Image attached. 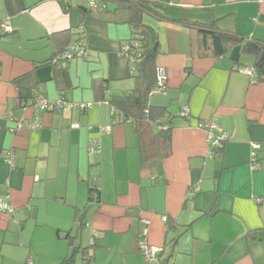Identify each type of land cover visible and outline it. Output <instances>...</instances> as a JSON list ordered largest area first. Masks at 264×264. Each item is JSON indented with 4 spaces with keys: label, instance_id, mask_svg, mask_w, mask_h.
<instances>
[{
    "label": "crops",
    "instance_id": "crops-1",
    "mask_svg": "<svg viewBox=\"0 0 264 264\" xmlns=\"http://www.w3.org/2000/svg\"><path fill=\"white\" fill-rule=\"evenodd\" d=\"M82 3L0 0V25L12 30L0 32V196L8 181L14 208V219L0 214V264L7 247L25 242L35 255L32 264H39L40 247L50 250L54 264H111L90 256L99 235L124 244L114 251L125 264H264V81L252 83L243 72L250 59L238 66L225 57L199 56L197 30L178 23L214 24L264 43V0L144 4L166 19L141 13L159 43L155 64L168 75L164 94L148 102L166 109L154 116L161 123L169 118L172 128L171 155L152 168L139 161L151 134L139 137L133 122L109 104L135 86L122 55L133 37L130 10L111 4L86 13ZM77 40L85 58L52 64L65 42ZM37 97L89 107L43 112L33 106ZM183 108L188 118L180 116ZM211 120L228 140L208 158L198 124ZM17 121L40 128L10 132ZM92 140L100 141V154L88 155ZM251 144L261 148L252 168ZM8 150L14 167L3 161ZM91 186L100 189L98 202L89 201ZM140 220L149 222L147 245L159 249L151 262L135 250ZM79 247L90 261L75 254Z\"/></svg>",
    "mask_w": 264,
    "mask_h": 264
},
{
    "label": "trees",
    "instance_id": "trees-1",
    "mask_svg": "<svg viewBox=\"0 0 264 264\" xmlns=\"http://www.w3.org/2000/svg\"><path fill=\"white\" fill-rule=\"evenodd\" d=\"M83 1L86 5H83L82 3L80 7L86 13H91L87 7V0ZM103 2L106 4V10L108 9L109 4H113L116 9L127 8L130 10L129 24L132 28L133 37L128 46L140 54V61L136 64L135 71L132 73L135 86L133 90H130L128 93L113 97L109 104L113 107L116 113L123 117L124 121L131 120L133 122L134 129L139 134V137L146 133L151 134V144L149 146L142 145L140 148L139 161L141 167L152 168L156 166V163L171 155L172 128L170 127L169 118L166 119L165 123L160 122L161 124L166 125L167 129H157L154 131L153 128L156 127L154 124L157 120L154 113L159 112L163 116L164 113H166V109H155L150 106L148 102L150 93L156 82V70L158 66L155 64V59L159 53V43L154 32L142 23L141 13L145 12L161 19L165 18L156 15L147 5H144L147 0H103ZM178 23L197 30V33L200 36L199 56L204 58L225 57L238 66L245 64L243 61L244 59H250L252 60L251 64L246 66L253 68L255 72L254 77L257 82L264 81V43L248 41L235 34L220 32L216 29L214 24H188L187 22L182 21H179ZM68 45L69 43L65 42L61 49L54 55L56 56L57 54L62 53ZM222 148L217 150L213 157H215ZM99 196V187L91 186L89 189V201L96 200L98 202ZM251 238L253 240L258 239L255 234L252 235ZM86 252V249L80 247L75 250V254L81 253L83 256H86ZM73 258L74 257L72 256L69 260L72 261ZM90 259L91 258H87V256L83 257L84 262H88Z\"/></svg>",
    "mask_w": 264,
    "mask_h": 264
},
{
    "label": "built area",
    "instance_id": "built-area-1",
    "mask_svg": "<svg viewBox=\"0 0 264 264\" xmlns=\"http://www.w3.org/2000/svg\"><path fill=\"white\" fill-rule=\"evenodd\" d=\"M136 1V0H131ZM258 2H262L263 0H257ZM87 7L91 11V13H100L106 10V4L103 0H87ZM0 32L11 33L12 30L6 24L0 25ZM122 55L126 58L130 65V72L133 73L135 71V66L140 61V54L135 50L131 49L129 46H126ZM87 56V50L82 41L77 40L71 44H69L66 49L57 54L53 60L52 64H59L60 62L68 63L76 59H83ZM243 72L250 77V81L254 83L255 80V72L253 68L246 67ZM167 71L163 67H158L156 70V82L153 90L150 93V96H158L164 94L167 85ZM33 106L43 112H57L65 107H70L71 109L76 108L79 110H86L89 107V104H68L63 99H58L57 101H49L42 97H37ZM180 116L183 118H188L189 111L187 108H183L180 111ZM10 121H13L12 116L9 117ZM158 130L167 129L166 125L161 124L156 121L155 124ZM23 126H27L30 129H38L40 125L36 122H25V121H17L15 123V127L10 129V132H16ZM74 128H79V125L73 126ZM198 128L205 132V144H206V157L211 158L214 156L215 152L221 149L226 141L228 140V134L221 130L215 120L205 121L198 124ZM110 128H101L100 133H110ZM259 144H251V154H250V166L251 168L257 162V153L260 151ZM88 155H97L101 152L100 141L92 140L88 144L87 148ZM14 153L12 150H8L5 152V156L3 161L10 167H14L13 165ZM194 191H190L189 195H193ZM259 202V200H257ZM0 214H4L9 216V218L14 219V208L12 206L11 201V189L9 182H5L3 193L0 196ZM143 225V230L139 235V239L137 241L136 250L139 254L144 256V258L151 262L155 260L156 253L159 252V249L154 247H149L146 243L147 237V226L149 222L147 220H140ZM28 264H32L29 260Z\"/></svg>",
    "mask_w": 264,
    "mask_h": 264
},
{
    "label": "rangeland",
    "instance_id": "rangeland-1",
    "mask_svg": "<svg viewBox=\"0 0 264 264\" xmlns=\"http://www.w3.org/2000/svg\"><path fill=\"white\" fill-rule=\"evenodd\" d=\"M111 5V4H109ZM13 239V237H10L9 240ZM17 242V241H12V243ZM96 245V247L89 248V252H90V256H92L94 253H96L98 259L102 260V261H110L111 264H125L124 263V255L122 253H117L114 250H122V248L120 249V247L124 246V244H122L120 241L118 240H112V239H108V241L102 240L100 235L96 236V240L92 241V245ZM40 247V246H39ZM44 247V246H43ZM34 248L36 249V247L34 246ZM127 247H123V249H126ZM32 249V248H31ZM38 251V256H39V264H54L51 255H50V250H48L47 248H42L40 247V249H36ZM136 250V248H135ZM6 252L5 256V260L6 263L5 264H28L27 261L29 259H33L35 260V255L33 253V250L30 251V249L28 248V245L26 244H20L19 247L17 246H12L10 245L9 247L6 248V250H4ZM10 252L13 254V258L12 256H10ZM29 252L32 253V257H28V258H23V255L25 254L26 256H29ZM9 253V255H8ZM136 253L139 254L136 250ZM158 254V253H157ZM77 259L79 260V256H76ZM102 258V259H101ZM1 260V259H0ZM77 261V260H76Z\"/></svg>",
    "mask_w": 264,
    "mask_h": 264
}]
</instances>
